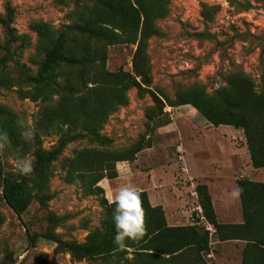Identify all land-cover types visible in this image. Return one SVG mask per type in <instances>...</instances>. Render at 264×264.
Listing matches in <instances>:
<instances>
[{
	"label": "rangeland",
	"instance_id": "1",
	"mask_svg": "<svg viewBox=\"0 0 264 264\" xmlns=\"http://www.w3.org/2000/svg\"><path fill=\"white\" fill-rule=\"evenodd\" d=\"M76 21L75 0H0V132L8 134L0 154L5 175L24 180L31 198L27 211L17 215L0 193V264H96L95 259L74 258L66 244H83L102 228L108 202L104 193L86 192L83 181V174L99 159L98 153L124 150L141 141L144 146L129 162L134 168L131 177L119 185L105 178L98 184L104 188L110 186L113 191L130 185L142 190L151 179L150 171L156 170L163 185L181 183L195 190L196 181L183 178L177 147L184 145L182 152L191 156L195 145L197 153L201 152L197 159L211 154L229 165L240 158L229 157L230 146L245 147L246 137L241 129L211 125L190 105L173 106L181 90L201 85L214 95L239 71L264 95V0H171L165 14L155 20L158 29L138 58L136 44L107 49L106 69L130 73L138 82L128 91V102L98 128L64 126L61 131H50L42 124L50 102H35L22 95L30 89L24 83L25 74L38 71L49 48L47 37ZM6 23L14 30V41H10ZM159 112L165 117L150 120ZM166 117L170 125L160 134L157 126ZM18 120L24 122L23 127H35L33 139L26 141L21 136ZM61 143L64 148L57 159L46 168L37 167L38 157ZM17 154L33 160V174L18 172ZM237 171V180L264 182V168L242 166ZM43 196L49 199L41 204ZM202 257L208 264L207 254Z\"/></svg>",
	"mask_w": 264,
	"mask_h": 264
},
{
	"label": "trees",
	"instance_id": "2",
	"mask_svg": "<svg viewBox=\"0 0 264 264\" xmlns=\"http://www.w3.org/2000/svg\"><path fill=\"white\" fill-rule=\"evenodd\" d=\"M77 21L60 33L46 39L45 51L36 73L27 70L24 83L30 89L22 93L32 101H49L43 112V126L61 131L64 126L98 128L119 106L128 102V91L138 85L130 73L106 69L107 49L120 44H136L138 58L148 39L157 31L155 20L165 14L171 0H75ZM10 41L14 30L6 23ZM56 101H53L54 97ZM190 105L213 126H232L244 131L252 166L264 168V95L257 93L251 78L242 72L233 73L226 88L214 95L201 85L181 90L173 106ZM163 112L150 120L165 117ZM164 118L158 129L169 125ZM74 137V136H73ZM73 137L69 138L70 140ZM64 148L61 143L46 156H39L37 167L46 168ZM144 149L143 142L119 151L98 153L99 159L85 176L84 189L103 193L99 182L118 177L119 162H133ZM43 170V169H42ZM244 223L221 225L217 222L208 188L196 185L199 205L205 220L218 232L228 228L232 237L246 239L249 246L264 254V182L238 180ZM24 180L4 173L0 154V193L2 200L17 214H24L31 198L25 192ZM146 212L147 235L139 244L127 241L128 248L116 250L113 223L115 205L107 204L102 228L91 233L86 242L67 243L71 255L78 259H95L96 264H207L210 232L204 226H168L162 207H152L146 192H140ZM49 199L40 198L41 204ZM107 203V200H106ZM2 218L0 215V225Z\"/></svg>",
	"mask_w": 264,
	"mask_h": 264
},
{
	"label": "crops",
	"instance_id": "3",
	"mask_svg": "<svg viewBox=\"0 0 264 264\" xmlns=\"http://www.w3.org/2000/svg\"><path fill=\"white\" fill-rule=\"evenodd\" d=\"M169 125L159 128V133H166ZM221 138L226 139L224 135ZM215 143L212 145L215 146ZM219 143L222 144L221 141ZM183 146H178L176 150L178 154L180 153L179 158L183 161L182 171L185 173L183 178L196 181L197 184H203L208 188L216 220L219 224L242 225L244 216L241 199L240 197L233 199L230 193L238 186V178L235 176L238 169L246 166L255 170L250 155L247 153V145L245 144L243 148L230 146L232 150H230L229 157L238 155L240 158L238 160H231L230 158L231 163L229 165L226 162H221L220 157L211 156V154L207 158L203 157V160L197 159V155H200L201 152L197 153V146L195 145H192L191 156L184 155ZM212 148L215 147L210 149ZM248 163L250 164L248 165ZM116 169L118 177L113 180L116 181L117 185L126 182L125 180L131 177L134 170L129 162L118 163ZM150 175V181L145 182L143 189L139 191L146 192L152 207L160 206L163 208L168 226L198 225L204 226L210 232L208 264H264V259L257 247L249 246L246 239L230 236L231 232L228 228H222L218 232L205 220L199 205L198 195L197 197L194 195L196 190L190 191V187L181 183L179 186L163 185L157 178L156 170H151ZM249 180L253 181L252 179ZM106 182L109 183V180L106 179ZM115 191L113 190V192ZM192 197H195V201Z\"/></svg>",
	"mask_w": 264,
	"mask_h": 264
},
{
	"label": "clouds",
	"instance_id": "4",
	"mask_svg": "<svg viewBox=\"0 0 264 264\" xmlns=\"http://www.w3.org/2000/svg\"><path fill=\"white\" fill-rule=\"evenodd\" d=\"M17 124L22 127L21 136L26 141L34 138L36 133L34 126L23 127L22 120H18ZM7 143V132H0V153H3ZM14 164L21 175L30 176L34 172L33 160L29 157L21 158L17 154ZM98 186L103 190L104 198L108 204L115 205L112 219L116 230L113 240L116 250L127 249V241L139 244L147 235L146 212L140 191L130 185L121 186L115 192L111 190L110 186L108 188H104L102 184ZM241 194L242 189L237 186L232 190L230 196L233 199H239Z\"/></svg>",
	"mask_w": 264,
	"mask_h": 264
},
{
	"label": "built area",
	"instance_id": "5",
	"mask_svg": "<svg viewBox=\"0 0 264 264\" xmlns=\"http://www.w3.org/2000/svg\"><path fill=\"white\" fill-rule=\"evenodd\" d=\"M194 195L197 197V194H196V192L194 193Z\"/></svg>",
	"mask_w": 264,
	"mask_h": 264
}]
</instances>
